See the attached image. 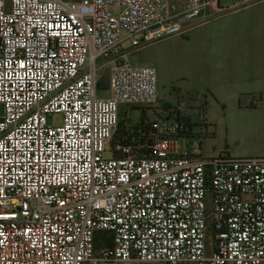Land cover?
I'll list each match as a JSON object with an SVG mask.
<instances>
[{
  "label": "built area",
  "instance_id": "obj_1",
  "mask_svg": "<svg viewBox=\"0 0 264 264\" xmlns=\"http://www.w3.org/2000/svg\"><path fill=\"white\" fill-rule=\"evenodd\" d=\"M248 1L0 0V264L264 262V154L200 153L129 57Z\"/></svg>",
  "mask_w": 264,
  "mask_h": 264
},
{
  "label": "crops",
  "instance_id": "obj_2",
  "mask_svg": "<svg viewBox=\"0 0 264 264\" xmlns=\"http://www.w3.org/2000/svg\"><path fill=\"white\" fill-rule=\"evenodd\" d=\"M192 21L186 33L172 35L187 41L178 55L188 61L197 80L195 93L204 92V103L209 97L224 105L256 111L240 118L244 124L256 126L253 143L235 145L224 154H264V0H250L208 20ZM250 97H258L259 103H250ZM183 110L188 112L190 107L184 106ZM238 141L235 139V143Z\"/></svg>",
  "mask_w": 264,
  "mask_h": 264
},
{
  "label": "rangeland",
  "instance_id": "obj_3",
  "mask_svg": "<svg viewBox=\"0 0 264 264\" xmlns=\"http://www.w3.org/2000/svg\"><path fill=\"white\" fill-rule=\"evenodd\" d=\"M186 46L187 41L180 40L178 35H169L143 44L133 50L130 57L135 59L136 62L150 63L154 66L156 94L158 96L157 103L166 105L179 104V110L182 113L187 114L192 120L197 119L200 121L198 110L204 109L205 106L206 114L204 117L206 118L207 130L202 137L200 153L216 155L219 151L222 153L231 151L235 145L242 147L252 144L257 136V128L253 125L244 124L240 118L244 114L256 111L251 108L224 105L222 102H217L209 97L206 98L207 101L204 103V92L195 93L194 86H196L197 80L190 72L188 61L182 60L178 55L179 50L185 49ZM96 93L99 95L109 94V88L105 81L97 83ZM184 106L190 107V111L183 110ZM1 108L0 104V111ZM121 108L122 104H119V121L115 130L116 136L123 129V120L132 124L141 116L144 118L152 116L150 109L136 104L128 108L127 115L123 118ZM52 118L58 119L59 114H54L53 116L51 113L45 114L47 121ZM198 126L199 124L194 125L192 128L198 129ZM235 139H239V141L235 143ZM101 244L102 241L97 238L95 245L99 246ZM117 264H151V262L149 260L129 258L120 260Z\"/></svg>",
  "mask_w": 264,
  "mask_h": 264
},
{
  "label": "water",
  "instance_id": "obj_4",
  "mask_svg": "<svg viewBox=\"0 0 264 264\" xmlns=\"http://www.w3.org/2000/svg\"><path fill=\"white\" fill-rule=\"evenodd\" d=\"M102 81H105L106 80V77L105 76H102V79H101Z\"/></svg>",
  "mask_w": 264,
  "mask_h": 264
},
{
  "label": "trees",
  "instance_id": "obj_5",
  "mask_svg": "<svg viewBox=\"0 0 264 264\" xmlns=\"http://www.w3.org/2000/svg\"><path fill=\"white\" fill-rule=\"evenodd\" d=\"M106 242H108V240H106Z\"/></svg>",
  "mask_w": 264,
  "mask_h": 264
}]
</instances>
